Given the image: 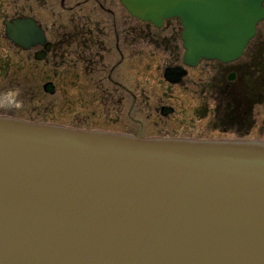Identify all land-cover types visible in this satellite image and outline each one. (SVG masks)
Masks as SVG:
<instances>
[{"label": "water", "instance_id": "obj_1", "mask_svg": "<svg viewBox=\"0 0 264 264\" xmlns=\"http://www.w3.org/2000/svg\"><path fill=\"white\" fill-rule=\"evenodd\" d=\"M121 2L159 27L178 18L187 66L239 59L264 25V0ZM5 24L25 49L45 41L33 18ZM0 264H264V142L0 116Z\"/></svg>", "mask_w": 264, "mask_h": 264}, {"label": "flooded vegetation", "instance_id": "obj_2", "mask_svg": "<svg viewBox=\"0 0 264 264\" xmlns=\"http://www.w3.org/2000/svg\"><path fill=\"white\" fill-rule=\"evenodd\" d=\"M37 2L40 7L39 18L32 15H19L8 19L0 13L4 27L0 31V49L12 51L15 47L20 52L19 54L25 53L26 64L32 62L35 67L53 68L55 81L52 80L49 83L53 84L55 92L50 95L57 94L58 86L63 90L70 86L74 90L72 96L86 97L89 107L94 103V96H98L101 98V104L105 107L110 106L112 110L117 111L118 116L124 113L126 106L130 113L136 112V115H140L145 108L151 110L150 114L154 115L162 104L159 112L165 119L176 115V113L179 114L180 111L185 112L184 104L182 108L176 104L183 99L182 96H174L171 90L164 91V94L153 96V98L150 95L142 96L139 88H137L138 92H134L125 86V73L121 79L120 72L114 77L116 70L124 67L127 60H132L130 64L134 70L143 68L144 71L153 75L158 66L154 64L152 58H149L148 62L142 61L141 44L142 37H155L154 49L162 47L170 52V58L180 57L181 59L177 65L166 67L161 75L162 80L171 87L183 86L192 72L201 70L203 64L215 63L219 65L220 70L217 71V74L225 73L227 80L219 96H213L215 106L212 108L213 103L210 102L209 95L205 91V82H202L199 77L196 81L198 92L195 94L198 96L199 103L195 106L194 112L195 117L203 123L208 118L213 119L211 125L214 130H219L222 133H234L237 136L212 139H195L184 136L181 139L264 142L262 139L247 138L257 129L256 108L264 106V96L261 94L264 93V40L258 35L259 27L257 35L239 59L229 63L201 60L196 66H187L183 61L185 52L181 39L183 27L178 18L164 19L159 27L151 21H143L131 15L121 0H37ZM15 18H33L42 29L45 41L30 49L15 44L9 38L5 24V21ZM158 36L180 37L181 46L159 45L157 44ZM105 37H114V45L109 44ZM151 51L153 55H147V57L157 58L155 52ZM40 54L43 55L39 59ZM116 56L119 59L117 62H113ZM1 60L0 58V74L4 75L5 68V74L11 76L13 59L10 60L8 57L6 62H1ZM25 63L18 62L20 65L14 66L24 67ZM170 67H181L185 70V75L178 83H172L166 79L165 71ZM140 73L136 74L140 76ZM231 76L233 77L230 79ZM187 88L189 89L186 87V90ZM150 100L154 103L151 104ZM167 111L170 113L165 114ZM211 112L212 115L209 117ZM115 121L120 122L121 120L116 119ZM137 122L141 121L134 120L136 125H138ZM154 123L157 126L159 124L158 120ZM190 125L186 118L176 120L174 130L178 131ZM139 132L141 133V131ZM169 132L161 130L158 132V136L146 135L145 137L173 138ZM172 136L180 138L178 134Z\"/></svg>", "mask_w": 264, "mask_h": 264}, {"label": "rangeland", "instance_id": "obj_3", "mask_svg": "<svg viewBox=\"0 0 264 264\" xmlns=\"http://www.w3.org/2000/svg\"><path fill=\"white\" fill-rule=\"evenodd\" d=\"M0 13L6 16L8 19L14 18L19 15H32L39 18L40 7L37 0H0ZM3 18L0 19V31L4 28L2 24ZM258 35L264 40V25L260 24ZM159 45H172L174 47L181 46L180 37H168L158 36ZM107 42L114 45V37H105ZM155 37H142L141 44V59L148 62L149 58L154 60V64L158 66V69L152 74L140 69H133L130 64L131 61L127 60L124 67L116 70V74L120 72V79L125 73V86L132 89L134 92H138L140 89L141 95L159 96L171 90L174 96H182V100L176 104L182 108L185 106L186 111H180L179 114L164 118L160 115L159 107L157 113L151 115V110L146 108L141 111L140 115H136V112L130 113L126 106V110L120 116L117 115V111L112 110L111 107H105L101 101V98L94 96V103H87L86 97L72 96L74 90L69 86L65 90L58 86L59 90L56 95H50L45 92L44 85L49 81L54 80V69L43 67H35L32 62L26 64L25 53L19 54L15 49L10 51L9 49H0L1 62H6L8 57L13 59L14 65H20L18 62H24V67H15L13 65L12 75H6V69L4 68V75L0 74V116H8L22 120H29L34 122L48 123L63 125L72 128L86 129V130H106L109 132H117L123 134H131L137 137L145 138L146 135H156L161 130L170 131L169 134L173 138H177L178 134L180 138L188 136L186 138L195 139H212V138H227L235 137L234 133H222L219 130H214L211 125L213 119L208 118L203 121H199L195 117L194 108L198 105L199 101L195 94L198 92L196 81L201 78L202 82H205L206 94L209 95L210 102H212V108L215 106L213 102V96H219L224 89V85L227 83L225 73L222 75L217 74L220 70V66L212 64H203L201 70L193 71L191 76L188 77L183 86L171 87L164 80L161 75L168 66L177 65L181 59L180 57H171L170 52L164 50L162 47L154 49ZM126 44L128 42H125ZM155 57H147V55H153ZM181 50V49H180ZM32 55L31 52H29ZM133 53V52H132ZM128 54V53H127ZM119 59L116 56L113 62H117ZM204 68V69H203ZM11 70V69H10ZM203 70V72H202ZM140 73L138 76L136 73ZM186 87H189V89ZM165 91V92H164ZM187 91V93H186ZM66 93V94H65ZM186 93V94H185ZM264 96V93H261ZM163 96V95H162ZM153 104L154 101L150 100ZM184 104V106H183ZM116 112V113H115ZM151 115L150 117H148ZM212 115H209V117ZM191 125L174 130L175 121L183 120ZM121 120L120 122L115 121ZM139 119L141 122L134 123V120ZM255 119L257 121V129L253 133L249 134L247 138L262 139L264 140V106H258L255 110ZM158 120V126L154 121ZM165 122V123H164ZM141 123V125H139ZM144 125L140 128V126ZM263 126V127H262ZM141 131V133L139 132ZM230 135V136H228ZM227 136V137H226ZM149 137V136H147Z\"/></svg>", "mask_w": 264, "mask_h": 264}]
</instances>
